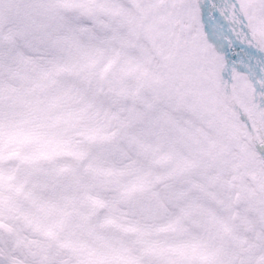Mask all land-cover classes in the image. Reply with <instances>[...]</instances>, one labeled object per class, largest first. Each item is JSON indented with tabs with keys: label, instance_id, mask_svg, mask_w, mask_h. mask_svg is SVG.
<instances>
[{
	"label": "snow or ice",
	"instance_id": "obj_1",
	"mask_svg": "<svg viewBox=\"0 0 264 264\" xmlns=\"http://www.w3.org/2000/svg\"><path fill=\"white\" fill-rule=\"evenodd\" d=\"M0 264H264V0H0Z\"/></svg>",
	"mask_w": 264,
	"mask_h": 264
}]
</instances>
